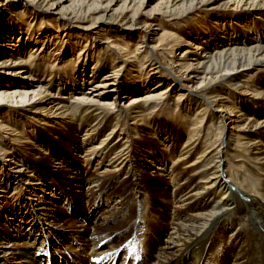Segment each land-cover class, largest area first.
I'll use <instances>...</instances> for the list:
<instances>
[{
  "label": "bare ground",
  "instance_id": "1",
  "mask_svg": "<svg viewBox=\"0 0 264 264\" xmlns=\"http://www.w3.org/2000/svg\"><path fill=\"white\" fill-rule=\"evenodd\" d=\"M147 1L0 0V134L8 135L16 144L22 139L31 146L33 141L40 143L34 146L36 152L58 165L56 170H42L45 159L31 164L15 148L3 150L5 156L13 158L8 160L12 172L3 173L4 166L0 165V197L11 194L16 200L0 207L4 222L0 240L6 239L1 244L8 247H24L22 251H1L3 264H116V257L134 243L135 264H264V0H154L150 9ZM19 5L17 12L14 8ZM219 9L224 12L211 13ZM195 11H201L204 20L171 34L183 49L170 60L162 56V66L153 56L164 42L155 37L159 32L166 35L165 22L183 25ZM93 14L97 16L92 18ZM41 15L57 18L55 23H60L63 34L65 24H71L77 32L70 33L84 38V45L70 42L68 33L64 39L44 27L39 29ZM138 18L144 22L135 23ZM106 34L125 37L130 46L128 54L113 47L109 38L103 42ZM49 63L50 67L45 66ZM122 69L127 72L125 82L119 77ZM253 71L256 81H244ZM172 96L178 116L188 125L170 129L151 122L154 118L150 116L159 112L160 102L167 104ZM123 100H128L126 106L117 107ZM28 106L27 112L39 129L59 128L56 139L41 141L47 131H35L31 125L27 127L31 131L24 132L15 118L2 114L20 107L26 116ZM206 117L209 124L215 120L217 138L209 132L210 125L205 128ZM258 117L262 119L256 120ZM143 125L148 131L146 137L162 138L159 145L166 157L177 155L173 165L188 160L183 164L189 162V169H167L163 158L139 135ZM82 127L77 142L74 133ZM100 128L110 129L87 151L80 150L78 159L85 167L92 160L96 166L105 164V176L86 178L70 171L76 177H69L75 161L70 148L95 139L102 132ZM181 137L184 139L178 150ZM139 146L152 151L140 150ZM155 160L160 171L157 175L165 174L168 185L174 183L167 198L170 204L179 205L174 220L182 221L166 225H174L176 231H167L161 224L148 226L143 220L149 214L159 221L164 216L154 199L156 189L143 177L146 165ZM251 172L261 177V182L250 176ZM115 183H119L116 189ZM64 185L80 189V198L76 196L79 203L81 198H93L91 209L82 213L75 203L76 210L72 205L69 208L64 202L71 193ZM26 193L33 197L37 209ZM216 193L223 194L222 198L215 200ZM112 198L114 203L109 207L110 202H105ZM55 202H59L57 208L65 204L71 214L75 211L94 218L98 207L107 206L99 224L108 226L94 227L91 248L85 247L82 236L70 233L74 226L67 223L68 214L53 212ZM188 211L196 212L195 216L188 217ZM50 213H54L53 220ZM229 226L236 228L223 239ZM163 234L165 238L170 235L169 242L165 238L159 242ZM101 244L110 247L105 249ZM69 245L73 246L67 248ZM155 245L158 251H153ZM51 251L60 257H53ZM87 251L92 254L90 261L78 256ZM213 254L216 258L211 257Z\"/></svg>",
  "mask_w": 264,
  "mask_h": 264
},
{
  "label": "rangeland",
  "instance_id": "2",
  "mask_svg": "<svg viewBox=\"0 0 264 264\" xmlns=\"http://www.w3.org/2000/svg\"><path fill=\"white\" fill-rule=\"evenodd\" d=\"M153 2H154V0H148L147 1V5H148V7H147V9H150V6L153 4ZM17 8V9H16ZM17 12H19L20 10H21V6L19 5V6H17V7H15L14 8ZM205 9H207V8H205ZM215 12H217V13H222V12H224V11H222V9H219V10H216V11H214V12H211V13H215ZM210 13V14H211ZM99 14H101V13H99ZM47 16H49V15H41V22H42V27L40 28L39 27V29H43V27L45 28L44 30H46V31H52V33H54L53 34V36H58V37H61V38H63L64 37V39H68V37H67V34L66 33H68V36L70 35L73 39H71V37L69 38V40H70V42L71 41H75V42H80L81 44H83V39L84 38H81L80 36H76V34H73V33H70V31H76L77 32V30L71 25V24H65V26H66V28L65 29H67V30H65V35L63 34V32H62V29H60L58 26L60 25V23H55L56 22V20H57V18H54V19H50V18H48ZM97 16V14H93L92 15V18H94V17H96ZM201 16V17H200ZM18 18H20L19 19V21H22L21 19V17H18ZM204 20V16H203V13L201 12V11H195V12H193V13H191V14H189L188 15V17H187V19H185V23H183V25H178V24H175V25H173L172 23H167V22H165L164 24H168L169 25V27H167L168 25H164V26H166L165 27V32H166V35H163V36H160V32H159V35H157L156 37H155V39L156 40H158V41H160V42H164V43H162V45H160V47H159V49H158V51H156L155 52V55L153 56L156 60L155 61H159V62H161L160 64L162 65V66H164L165 67V63H164V60H163V57H165L167 60H170V58H172V56H177V54L179 53V51H181V49H183V47L181 48V47H179V43L178 44H176L175 43V38L171 35L172 33H176V31L177 30H181V29H185V28H187V27H189V26H192L193 24H196L195 22H197V21H199V20ZM48 20H51V21H48ZM0 21H1V19H0ZM168 21V20H167ZM142 22H144V19H141V18H138V19H136V22L135 23H142ZM170 22V21H169ZM84 25H88V24H84ZM170 25L172 26V27H170ZM34 26V25H33ZM134 27H137V26H134ZM31 28H33V27H31ZM38 28V22H36V24H35V29H37ZM154 28V27H153ZM59 30V31H61L62 33H60V32H56L55 30ZM131 32H133L132 34L133 35H136V31H134V30H132ZM63 34V35H62ZM103 35H105L104 33H103ZM139 36V35H138ZM76 37H78V38H76ZM54 38V37H53ZM106 38H109V42L111 43V45L113 46V47H116L117 49H119L120 51H121V53L123 52L124 54H128V52L127 51H130V46L128 45V40L125 38V37H123V36H121V35H107L106 34V36H104L103 37V42H105L106 40ZM157 41V42H158ZM84 45V44H83ZM101 49V51L103 50V51H105V50H108V49H106V47L104 48V47H100ZM105 49V50H104ZM109 51V50H108ZM107 51V52H108ZM163 56V57H162ZM50 65H52V64H46L45 66H49L50 67ZM56 66H54V68H55ZM107 71H109V70H107ZM104 72H106V71H104ZM251 75V76H250ZM120 79H122V81H124L125 79H126V77H127V72H126V70L125 69H122V71L120 72ZM256 77H257V74H256V72L254 73V71L253 72H251V74H248L247 75V77L246 78H244V81H247L248 83L250 82L251 84H253L255 81H256ZM125 82V81H124ZM86 87H84L83 89H85ZM190 90V89H189ZM172 99H173V96L171 97V101L169 102V103H163V102H160V104L163 106H158V108L160 109H158L157 108V111H159V112H157V114H156V116L154 115L153 117L152 116H150L151 118H154L153 120H151V122H153V121H155V123H156V125L157 124H159V125H168V127L167 128H170V129H174V127H179L180 125H188V123L186 122V123H184L182 120V117L180 116H178L179 115V112H177V111H179L178 110V108H176L175 106L176 105H174V103H172ZM174 100V99H173ZM127 102H128V100H123V101H121V102H119V103H117V107H120V108H124L125 106H126V104H127ZM173 104V105H172ZM165 105V106H164ZM199 104L197 105V106H195L194 108H193V110L190 112V114H189V116L190 115H193L194 114V112L199 108ZM161 107V108H160ZM30 107L28 106V107H26L25 108V110H26V112H27V110L29 109ZM163 108V109H162ZM167 108V109H166ZM22 110L23 109H21L20 107L19 108H15V109H6L4 112L5 113H2L4 116H6L5 114H9L10 116H12L11 118L13 119V118H15L14 120L15 121H17L18 123H19V125H21L20 127H22V129L24 130V132H30L31 131V128L30 129H28L27 127L28 126H33L34 128H35V131H38V132H41V129L42 130H45V131H47L46 133H44L43 135H42V138H41V141L43 140V141H47L48 139V141H50V140H52V139H56L57 137H58V134L60 133V131H59V128L57 127V126H54V127H43L42 128V126H40V129L38 128V124L35 122L36 120H32L31 119V117H32V115H30V113L29 112H27V114H26V116H24L23 114H24V112H22ZM261 110V109H260ZM16 111V112H15ZM210 111V110H209ZM33 112V111H32ZM211 112H212V109H211ZM34 115V114H33ZM85 115H87V114H85ZM84 115V116H85ZM89 116H90V114H89ZM5 118V117H4ZM20 118V119H19ZM33 119H37V118H34L33 117ZM91 119V118H90ZM257 119H262V118H260V117H258V118H256V120ZM49 121H50V119H48ZM206 120H207V117L205 118V120H204V123H205V128L208 126V125H210L209 127H210V130H209V132H212V135H214L215 134V136H213V137H215V138H217L218 137V133L217 132H215L214 131V122H215V120H213V122L211 123V124H209L208 122H209V119H208V121L206 122ZM87 122H90L89 120L87 121ZM113 122V121H112ZM111 122V123H112ZM25 123V124H24ZM203 123V124H204ZM26 124H29V125H26ZM35 124V125H34ZM87 124V123H86ZM23 125H25V126H23ZM37 125V126H36ZM48 125H52V124H48ZM138 125V124H137ZM152 125V124H151ZM202 125V124H201ZM127 125H125V127H126ZM130 126V125H129ZM204 126V125H203ZM19 127V128H20ZM64 127V126H63ZM130 127H132V126H130ZM143 128H140V131H142V132H140L139 133V135L141 136V138L143 139V141H144V143L145 142H149V145L151 144V148L152 149H154V154H156V155H158L159 157H161V158H163V161H164V163H165V167H167V169H171V170H173V169H176L177 168V170H179V171H187V169H189L187 166H189V162L186 164H183L184 162H186V161H188V160H186V161H181V162H175L174 163V165H173V163H172V160L174 159L175 160V158L177 157V155H175V156H173V158L171 159V157H166L165 156V152L162 150V146H160L159 145V143L162 141V138L160 137V136H156L155 138H150L149 136L148 137H146V135L145 134H148V131L146 130L147 128H146V126L145 125H143L142 126ZM213 127V128H212ZM83 127L81 128V129H79L78 131H76L75 133H74V136H75V141H77V142H80V140H78L80 137H81V134H82V131H83ZM110 128H105V129H103V130H101V128H100V130L99 131H102L100 134H98V136L95 138V139H89L88 141H85L82 145H81V147H80V145H78L76 148H73V149H71L70 148V150L69 151H71V150H73L72 151V159H74L75 161H74V165L72 166V167H70L69 169V172H68V174L67 175H69V177H76L73 173L71 174L70 173V171H72V172H76V173H78V174H81L82 176H85L86 178H89V176H101V177H103V176H105V174L104 173H102V171H103V169L105 168V164H103V165H101V164H99V165H97L96 166V160H92L91 161V164L89 165V166H87V167H85V165H83L81 162H80V159H78V156L79 155H81L80 154V150L81 151H87V147L88 146H90L91 144H93V143H97L98 142V140L100 139V138H102L103 136H104V134L107 132V130H109ZM62 131V130H61ZM3 135V136H2ZM73 136V135H72ZM8 138H10L8 135H5V134H0V165H3L4 167L2 168V171H3V173H7V172H12V171H10V167H9V162H8V160H12V158H13V156H11V155H4L3 153V150L5 151V150H7L8 148H15L17 151H18V153L21 155V157L23 158V159H25L26 160V162L27 163H31L32 164V162L34 163V162H36V161H38V160H40V159H45V165H41L42 167H41V169L42 170H44V169H47L48 170V168H52V170H56L57 168H58V165H55V164H53V161L52 160H50L49 158H48V156L47 155H42V154H38V152H36V148H34V146H36V144L38 145V144H40V143H36V141H33L34 142V146H31L32 144H28V143H24L25 142V139H22L21 141H20V143H18V144H16V143H12L11 142V140L10 139H8ZM140 138V139H141ZM72 139H73V137H72ZM183 139H184V137H181V139L178 141V143H177V145H176V147H177V149L178 150H180V148H181V146H182V142H183ZM10 140V141H9ZM140 140H138L137 142H139ZM142 141V142H143ZM7 144V145H6ZM9 145V146H8ZM168 146H169V148H170V144L168 143L167 144ZM139 148H140V150H143V151H146V152H150L151 153V151H152V149L151 150H147L146 148H144V147H142V146H139ZM14 149V150H15ZM39 149V148H38ZM42 151V150H41ZM178 154V153H177ZM47 157V158H46ZM55 159V158H54ZM160 159V158H159ZM156 161V160H155ZM142 164V163H141ZM180 164V165H179ZM63 165V164H62ZM68 166V165H67ZM147 167L143 170V172H144V174H143V177H144V179L145 180H147V181H150V182H152V184H153V187L156 189V191H155V193H154V199L155 200H157V201H159V204L160 205H158L157 206V209L159 210V211H161L162 209H161V207L163 208V212H164V216L163 217H161V221H159L157 218H155V219H153L154 217H151L150 216V214H149V218H147V217H144L143 218V220H144V223L146 224V225H150V224H154L155 226L156 225H159V224H161V225H163V226H165V228H166V230L168 231L169 230V228H171L169 231H176V228L174 227V225H166V224H169V223H178V221H182V219H179V220H174L175 218H177L176 217V210H177V206H179V205H175V204H170L169 202H168V199L169 198H167L168 196H169V194H170V192L172 191V189L174 188V187H172V185H174V183L173 182H169V185H168V181H167V176L165 175V174H162V176H159V175H157L158 173H160V171H158L155 167H158V162L156 161V162H153V163H151V164H147L146 165ZM69 167V166H68ZM67 167V168H68ZM186 167H187V169H186ZM12 168H14V166H12ZM64 168V167H63ZM62 168V169H63ZM66 168V169H67ZM161 173H163V172H161ZM61 174H63L62 172H61ZM248 174V173H247ZM250 174V176H252L255 180H257L258 182H261L260 181V178L261 177H257L256 175H254L252 172L251 173H249ZM158 176V177H157ZM123 177V175H121L120 177H119V179H121ZM62 178V177H61ZM179 183L181 182V181H178ZM50 183V182H49ZM26 185H24L23 186V188L25 187ZM119 186V183H115V184H113V188H117ZM46 189H48V188H46ZM64 190H66V191H69V193H71V196H69V198L64 202L69 208H70V205H72L73 206V208L76 210V208L74 207V203L75 204H77V206L79 207V209L82 211L83 210V212L82 213H86V210H87V208H90L91 209V206H93V198H90V197H86L85 199L84 198H81L82 199V203H79V201L76 199V196H78V198H80L79 197V192H80V189L79 188H77L76 186L74 187H72V186H65L64 185ZM45 192H48V190L47 191H45ZM36 194H38V195H40L41 197H44V193H40V192H36ZM11 195V194H10ZM9 195V197H7V198H4V197H0V207H8V206H10V204H12V202H14L16 199H15V196L14 197H12V196H10ZM29 194H25L24 196L25 197H27V199L29 200V202L31 203V206L32 207H34L35 209H37V207H36V203H34L33 201H31V199L33 198H31L30 196H28ZM223 194H217L216 193V195L215 196H217V198L215 199V200H219L220 198H222L221 196H222ZM0 196H2V195H0ZM46 196V195H45ZM72 196L74 197L73 199H72ZM20 197V196H19ZM36 198V197H35ZM13 199H15L14 201H13ZM116 199V198H115ZM153 199V200H154ZM151 201L152 200H150L149 199V207L148 208H150V207H152L151 206ZM223 201V199L222 200H220V202H222ZM110 202V204L108 205L109 207H110V205L112 204V203H114V199L112 198L111 200L110 199H108V200H106V202L105 203H109ZM56 204H59V202H55L53 205V207H52V210H53V212H55V210H58V211H61V213H65V214H68L67 216V219L69 220V222H67V223H72L73 224V228L71 227V229H72V231H70V233L72 232V233H74L73 235L74 236H78V234L80 235V236H82L83 238H82V240L84 241V242H82L83 244H85V247L87 246H89L90 248H91V244L93 243V238L95 237L94 235H95V231H94V227L95 226H97V227H99V226H101V227H106V226H108V225H105V223H103L102 225H100L99 223L101 222V218L102 217H100V215H101V213H103V211H104V209H106L107 208V206L106 207H104V206H102V207H98L96 210H95V213L97 214L96 215V218H94V216H92V215H88V216H83V215H81V214H79L78 215V213L76 214L75 213V211H73L74 213H72L71 214V211H70V209H68V207L65 205V204H62V206L60 207L59 206V208H57L55 205ZM18 205V204H17ZM16 205V206H17ZM80 205V206H79ZM159 206H160V209H159ZM165 209V210H164ZM186 209V208H185ZM148 213V211L146 212V214ZM195 214H196V212H194V211H188V212H186V215L188 216V217H190V216H195ZM50 215H52V219L51 220H53V217H54V213H50ZM49 215V216H50ZM106 215V214H105ZM105 215H102V216H105ZM3 215H1V213H0V226H2L1 224H4V222H2L1 220H2V217ZM172 217H173V220L171 221V219H172ZM183 218V217H182ZM186 218V217H185ZM163 219V220H162ZM121 220V217H119V218H117L116 220H114L113 221V223H114V225H116L119 221ZM148 220H150V221H148ZM90 221H91V223H90ZM11 222V221H10ZM9 222V223H10ZM154 222V223H153ZM12 223H14V222H12ZM64 223V222H63ZM63 223H60V224H63ZM66 223V224H67ZM111 226V225H110ZM109 226V227H110ZM44 226L42 225V228H43ZM233 227V228H232ZM174 228H175V230H174ZM236 228V226L234 227V226H229V228H227V230H225V232H224V235H223V239H224V237L226 238L227 236H228V234H230L231 233V231H233L234 229ZM10 230H12L11 229V227H10ZM84 231V233H81V232H83ZM149 231V230H148ZM150 233V231L148 232V234ZM46 234V233H45ZM47 235V234H46ZM70 235H72V234H70ZM73 236V241H78V240H76V238ZM162 236V237H161ZM170 235H167V237L165 238L164 237V234L163 235H160L159 236V242H161L162 240H164V238L166 239V241H168V237H169ZM153 238V237H152ZM117 240V239H116ZM155 240V239H154ZM4 241H6V239L5 240H0V252L1 251H3V250H7V251H11V250H16V251H22V249H24V247H21V246H19V247H8V245H6V244H1V243H5ZM29 242L28 243H30V241L31 240H28ZM142 241V240H141ZM143 242V241H142ZM169 242V241H168ZM66 243V242H65ZM141 243V242H140ZM157 243V242H156ZM64 244V243H63ZM72 244V243H71ZM93 245V244H92ZM101 245H103V247L102 248H104V246H106V245H104V244H101ZM134 245H135V243H134ZM144 245V242L142 243V245L141 246H143ZM34 246V245H33ZM70 246H73V245H69V246H67V248H70ZM100 246V245H99ZM86 247V248H87ZM110 246H106V248L105 249H107V248H109ZM132 245H130L129 244V248L127 247V249L126 248H124V249H126V252L127 253H129V255H125V257H128V256H130V252L132 251ZM144 247V246H143ZM143 247H142V249H143ZM158 246L157 245H155V248L153 249V251H158V248H157ZM17 248V249H16ZM67 248H66V250H67ZM72 248V247H71ZM90 248H89V250H90ZM135 248V247H134ZM34 249V248H33ZM53 249V248H52ZM123 249V250H124ZM139 249H141V248H139ZM213 249V248H212ZM65 250V251H66ZM69 250V249H68ZM102 250V249H101ZM53 251L55 252V253H57V254H62V251H59V250H55V249H53ZM75 251H78V249L77 250H75ZM113 251H115V249H113ZM145 251H147V250H145ZM54 252H52L51 251V254H52V256L53 257H55V258H59L60 256H56L55 255V253ZM85 252V251H84ZM72 253V252H71ZM80 253V252H79ZM88 253H90L89 251H87L85 254L84 253H80V254H78V256L79 255H81V257H85L86 256V259L88 260V261H90V256H92V254L90 253V254H88ZM153 253H155V252H153ZM215 254H213V256L211 255V257H213V258H216L215 256H214ZM42 257L41 256V253L40 252H38V255H37V257ZM145 256V255H144ZM28 257H31V256H28ZM64 257V256H63ZM10 258V257H9ZM33 258H35V257H33ZM76 258V257H75ZM148 259L149 258H147L146 256H145V261H148ZM37 260V259H36ZM44 261V260H43ZM138 262L139 261H137L136 262V264H138ZM217 262V261H216ZM11 264H14L13 262H10ZM43 263V262H42ZM146 263V262H145ZM144 262H143V264H145ZM0 264H3L2 262H1V260H0ZM35 264H37V263H35ZM139 264H142V263H139ZM227 264H230V262L229 263H227Z\"/></svg>",
  "mask_w": 264,
  "mask_h": 264
}]
</instances>
